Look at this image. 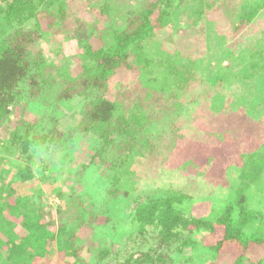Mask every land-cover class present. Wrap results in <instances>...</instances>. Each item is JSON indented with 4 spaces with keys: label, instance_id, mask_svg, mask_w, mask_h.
Listing matches in <instances>:
<instances>
[{
    "label": "trees",
    "instance_id": "obj_1",
    "mask_svg": "<svg viewBox=\"0 0 264 264\" xmlns=\"http://www.w3.org/2000/svg\"><path fill=\"white\" fill-rule=\"evenodd\" d=\"M186 2L0 0V259L9 252L63 261L52 250L70 240L62 241L64 230L53 238L44 219L49 206L32 197L28 183L39 150H69L83 135L93 138V154L78 166L86 170L82 185L102 165L110 172L106 192L143 188L129 216L163 244L134 247L120 264H264L263 117L243 109L221 114L213 100L201 124L205 98L192 95L212 53L227 52L205 15H221L238 31L264 23V0H196L185 29L174 21ZM186 31L202 39L205 52L195 56L182 44ZM262 33L247 59L234 63L248 78L264 77V26ZM73 99L81 102L78 124L63 134L51 128L53 110ZM31 102L43 116L31 123L20 109L17 119V106ZM9 146L12 152L1 150ZM71 160L62 161L65 168ZM67 195H54L60 207ZM72 209L88 217L82 203ZM48 242L55 245L50 253ZM90 249L88 264L111 257Z\"/></svg>",
    "mask_w": 264,
    "mask_h": 264
},
{
    "label": "rangeland",
    "instance_id": "obj_2",
    "mask_svg": "<svg viewBox=\"0 0 264 264\" xmlns=\"http://www.w3.org/2000/svg\"><path fill=\"white\" fill-rule=\"evenodd\" d=\"M76 4L78 6L80 2L77 1ZM184 6H188L189 9L184 10ZM197 6L196 0H193V2L187 0L177 12V18L174 21L175 26L184 28L191 26L188 25L191 23L186 18L187 12L196 10ZM253 6H255V3H253ZM221 19H223L221 15L213 14L205 15L203 20L204 25L214 23L212 29L219 36H222L223 47L227 48V52L214 51L212 58L205 63V66L201 67L204 72L200 74V77L204 83L196 85V92H193L192 95H195L194 99L198 100L200 97L205 98L203 108L199 110L201 112L204 110L207 113H203L198 121L205 124L206 116L208 120L210 119L208 110L213 100V105H217V108L221 110V114H234L235 110L243 109L253 118L263 117L264 121V77L254 76L248 78L247 69L239 71L234 67L235 62L243 61L240 58L241 56L244 58L245 54L250 53L252 43L260 41V38L263 37L264 23L262 20L251 22L244 25L240 30L233 31L226 23L220 21ZM161 32L167 33L170 31L164 28ZM196 35L194 32L186 31L180 37L182 44H191V46L186 45V47L191 49V53L195 56L206 51L202 39ZM67 48L71 50L72 44H69ZM244 59H247V57ZM128 78L129 76H125L124 79ZM214 96L218 97L213 98ZM80 105L79 99L70 100L65 105L57 104L53 110L55 122L51 128L60 130L65 134L77 126V112ZM17 108V119L23 111L25 118L31 123L43 116L35 102L27 104L24 109L21 106H17ZM67 136L68 134L64 136L66 141H68ZM81 137L75 139L72 146L65 143L68 144V147H71L69 150H60V148L56 150L51 148V150L46 151L39 150L34 160V168L37 170L36 178L28 183L32 197L37 202H39V198L44 200L45 204L49 206L48 210L45 211L44 219L48 222L47 226L52 232L53 238L61 230H64L62 241L70 240L64 244L63 251L56 249L54 244L48 242L46 245L47 252L50 253L54 246L53 254L63 259L61 262L57 261L59 264H88L90 262L89 248L93 251L105 249L110 252L111 257L109 256L101 264H120L134 247H144L146 249L149 246H158L160 241L157 232L150 228L138 229V223L129 216L132 212L131 199L143 188L138 186L136 191L131 188L106 192L107 181L104 179L107 176L109 177L110 172L107 171V168L101 167L102 165H98V168L93 166L95 168L94 173L92 172L87 183L82 185L80 180L82 176L86 175V170L82 171L78 166L83 161L88 163L89 157L93 154L91 151L93 138L83 137V135ZM4 149H6V152H12L11 146L1 150ZM63 158L71 160L70 162L66 161V168L62 162H65ZM3 161L5 162L4 157L0 154V162ZM4 168L5 166L2 165L3 170ZM73 173L76 175L74 179L71 178V181H69L66 177L73 175ZM7 176L12 177V175ZM58 191L71 194L70 197H68L69 195L66 196L67 201L62 204V207H60L58 198L54 196ZM114 193H118L119 197L115 199ZM74 203L77 205L82 203L84 211L88 215L86 219L82 214H79L80 212L72 209ZM58 206L61 208V212L58 211ZM51 217L54 219L48 220ZM9 226L12 225L8 224L7 228ZM8 235L13 238V235ZM24 253L25 251L21 256ZM1 254L0 264H52L49 257L36 256L32 261H26L20 259L18 254L12 255L9 252L7 254L1 252ZM171 255L175 256L174 253H171ZM82 258H84V261Z\"/></svg>",
    "mask_w": 264,
    "mask_h": 264
}]
</instances>
